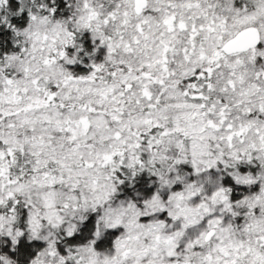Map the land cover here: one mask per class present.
Wrapping results in <instances>:
<instances>
[{"label": "clouds", "instance_id": "9594fccd", "mask_svg": "<svg viewBox=\"0 0 264 264\" xmlns=\"http://www.w3.org/2000/svg\"><path fill=\"white\" fill-rule=\"evenodd\" d=\"M0 264H264V0H0Z\"/></svg>", "mask_w": 264, "mask_h": 264}, {"label": "snow or ice", "instance_id": "6c2138e0", "mask_svg": "<svg viewBox=\"0 0 264 264\" xmlns=\"http://www.w3.org/2000/svg\"><path fill=\"white\" fill-rule=\"evenodd\" d=\"M145 75H147V74H145ZM145 94H146V95H148V93H147V92H146Z\"/></svg>", "mask_w": 264, "mask_h": 264}]
</instances>
